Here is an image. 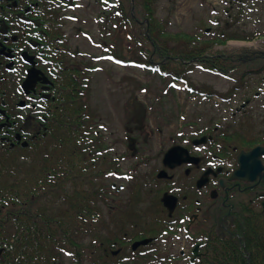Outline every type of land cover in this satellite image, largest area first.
<instances>
[{"label":"flooded vegetation","instance_id":"flooded-vegetation-1","mask_svg":"<svg viewBox=\"0 0 264 264\" xmlns=\"http://www.w3.org/2000/svg\"><path fill=\"white\" fill-rule=\"evenodd\" d=\"M120 7L116 0H0V230L13 229L16 218L17 230H25L24 218L31 215L38 225L32 171L54 157L64 139L70 144L80 137L87 145L94 133L101 145L93 159L108 169L95 181H126L104 183L116 207L101 204L107 209L101 216L106 212L116 230H72L80 233L73 243L36 264H207L208 235V264H264V51L196 53L193 66L169 83L184 98L141 101L140 120V100H132L123 140L111 145L91 112L89 85L105 61L116 67ZM134 20L149 25L147 17ZM164 28L161 40L184 38ZM186 35L194 42L215 38L210 27ZM127 39L151 41L147 35ZM214 57L224 66H208ZM192 67L228 85L192 83ZM113 113L116 122V97ZM82 158L87 165V146ZM127 160L130 170L122 167ZM245 230L257 231L255 260L244 243ZM95 232L108 234V242H96ZM143 238L150 241L134 247ZM237 242L242 259L221 261L219 252Z\"/></svg>","mask_w":264,"mask_h":264},{"label":"trees","instance_id":"trees-1","mask_svg":"<svg viewBox=\"0 0 264 264\" xmlns=\"http://www.w3.org/2000/svg\"><path fill=\"white\" fill-rule=\"evenodd\" d=\"M134 1L146 8L143 11L146 12L145 15L150 20L147 30L145 25L135 24V20L129 12L130 0H118L119 4L127 3V7L121 4L120 9L117 8L121 12L119 15L116 14V35L136 38L146 36L148 31V37L151 41H133V45L140 48V51L144 53V56L135 58L133 61L161 72H170L174 76H179L181 69L187 68L188 63L185 62L193 63V60L197 58V54L210 49L212 44H225L229 38L248 37L246 35L241 37L237 34L228 35L225 27L218 26L215 38L211 41H200L198 43L194 42L192 37L184 35L183 39L175 38L172 42H167L161 40V37L165 34L164 25L161 24L149 7L153 0ZM247 1L238 0L240 12V8ZM140 11L142 12L141 9ZM124 47L126 46L124 45ZM207 65L217 68L224 66L221 57L212 58V61ZM87 142L86 145L80 137H72L70 144H68V141L64 139L59 149L61 152L57 151L54 157L47 159L46 164L40 165L38 171H32V184L34 186L37 183L40 198L38 225H34V217L31 215L32 217L29 220L26 217L24 218L25 230H17L20 223L19 218H16L14 223L10 224L14 230H0V247H2L0 264H36L38 261L49 260L58 247L73 243L74 240L71 238L80 235L79 232L72 230H83L87 227L89 230H116V222L104 218L103 220L100 217L101 204H110L107 200L106 188L108 185L95 181L106 170L108 171V169L99 166L95 162L96 160L93 159L98 155L96 152L101 144L95 135ZM84 146L88 148L87 165L82 158V147ZM69 152L71 154L70 161L66 159ZM32 193H34L33 190ZM108 208L110 211L112 210L111 206ZM102 221H104L105 226L101 229L98 224ZM139 234L137 237L140 236ZM107 235L103 232L92 233V236L96 238V242H108L107 239H103ZM109 235L114 236L115 233L111 232ZM206 242L208 251L206 252L205 262L208 264L213 255L212 250H209V235ZM257 242V231L245 230L244 243L247 245L253 260L257 258ZM238 245L237 242L234 247L228 246L224 251L219 252L220 260L224 261L225 258L232 261L242 259ZM212 258L215 260L214 257Z\"/></svg>","mask_w":264,"mask_h":264},{"label":"rangeland","instance_id":"rangeland-1","mask_svg":"<svg viewBox=\"0 0 264 264\" xmlns=\"http://www.w3.org/2000/svg\"><path fill=\"white\" fill-rule=\"evenodd\" d=\"M121 4L127 7V3H120L119 5L121 6ZM151 4L153 14L160 20L162 25H165V27L167 25V30L171 34L188 32L200 35L206 27L212 26L217 28L218 26H222L225 27L228 35L248 36L247 38H229L225 44H212V47L207 50L213 53L231 50L242 52L253 49L264 51V0H248L244 8H241V12L239 11L238 0H153ZM129 5V12L134 19L142 20L144 17L149 18L145 15L146 12L143 11L146 8L140 3L136 4V1L130 0ZM231 6L234 7L231 8ZM228 8H231V11H228L229 15L225 10ZM236 18L238 19L233 23ZM135 24L140 25L136 21ZM145 26L147 30V25ZM146 34H148V31ZM120 37L121 39L119 35H116V39L119 38L116 40V55L120 56V52L124 51V47L122 46L125 45L127 48H125V52L130 54L124 59L130 60V62H116L115 67L114 64L105 61L101 65L102 69L100 72L90 77L89 85V99L93 100L94 106L93 110L91 108V112L96 114V121L99 124L98 130H100V134L105 135L111 145L116 141V146H119V142L123 140L121 136L123 122L131 114L130 102L132 100L137 98L149 104V101L154 98H171L173 101H181L184 98V92L177 91L170 86L169 83H174L170 80V77H163L157 74L156 71L149 70L146 66H140L137 63L131 62L135 58L141 57L139 54L140 48L134 46L133 41L128 40L127 36L121 35ZM85 44L90 49L86 42ZM122 56L124 57V55ZM115 72L116 94L114 91ZM190 79L192 83H200L204 82V79H209L217 88L228 85V81L221 79L219 76L205 74V72L196 68H194L193 73L190 75ZM164 88L168 89L166 94H163L162 90ZM115 97L116 122L113 113ZM128 161L122 163L124 170L132 169L133 165H130ZM135 161H133V164ZM137 161L142 160L139 157ZM100 182L107 183L108 185L114 182L119 185L126 181L117 178H104ZM111 206L116 207V203H111ZM100 210L101 212L106 211V206L104 208L100 207ZM102 216H100L102 219L108 220L106 212ZM103 222L99 224L101 229L104 228Z\"/></svg>","mask_w":264,"mask_h":264},{"label":"water","instance_id":"water-1","mask_svg":"<svg viewBox=\"0 0 264 264\" xmlns=\"http://www.w3.org/2000/svg\"><path fill=\"white\" fill-rule=\"evenodd\" d=\"M136 110H137V120H140V117H142V115L144 114V110L142 107H140V104L138 103H136ZM171 151L172 149L166 153L165 161L168 157H170ZM146 242H148V239L142 240L140 242H136L134 246H136L138 243H146Z\"/></svg>","mask_w":264,"mask_h":264}]
</instances>
